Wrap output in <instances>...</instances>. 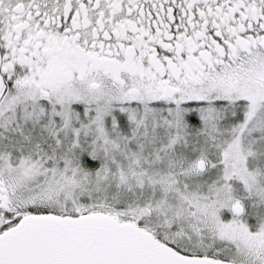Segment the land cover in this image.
<instances>
[{"label": "snow or ice", "instance_id": "1", "mask_svg": "<svg viewBox=\"0 0 264 264\" xmlns=\"http://www.w3.org/2000/svg\"><path fill=\"white\" fill-rule=\"evenodd\" d=\"M0 264H264V0H0Z\"/></svg>", "mask_w": 264, "mask_h": 264}]
</instances>
